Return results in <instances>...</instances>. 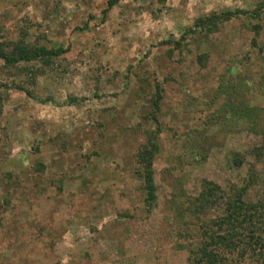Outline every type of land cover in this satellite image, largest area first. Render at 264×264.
Instances as JSON below:
<instances>
[{"label":"rangeland","instance_id":"rangeland-1","mask_svg":"<svg viewBox=\"0 0 264 264\" xmlns=\"http://www.w3.org/2000/svg\"><path fill=\"white\" fill-rule=\"evenodd\" d=\"M107 1L0 0L5 51L69 50L35 86L26 70L40 63L0 58V264H189L171 232L191 219L174 217L175 200L198 198L206 181L225 197L248 185V200L264 192L263 130L208 125L227 122L232 107L264 108V0H122L104 14ZM238 11L248 14L196 27ZM157 81L158 203L147 218L136 156L155 128L144 118ZM202 144L206 158H196Z\"/></svg>","mask_w":264,"mask_h":264},{"label":"trees","instance_id":"trees-1","mask_svg":"<svg viewBox=\"0 0 264 264\" xmlns=\"http://www.w3.org/2000/svg\"><path fill=\"white\" fill-rule=\"evenodd\" d=\"M122 0H108L107 8L104 14H107L112 8L117 6ZM246 11L227 12L224 15H212L209 17L199 18L196 27L202 31L217 27L223 21H229L232 18L241 15H247ZM221 20V22H220ZM258 31V28H255ZM259 34V33H257ZM180 47V46H179ZM10 53L0 47V58L11 68H17L23 64L40 63L42 68H29L27 72L31 85H36L35 81L40 74H45L46 69L55 67L57 59L68 53L67 48L48 49L46 47H31L23 42L11 43L8 45ZM23 69V68H22ZM24 70V69H23ZM14 88L24 92L28 97L36 99L33 92L22 85H14ZM156 91L152 95L151 109L144 119L155 124L153 130L146 132L147 143L138 151L136 156L137 173L144 181L145 198L143 200V211L148 218L154 211L158 203V189L156 185L154 162L160 152L159 137L163 132L159 114L165 98V91L161 82H156ZM80 99L70 97L67 101L68 105H79ZM231 117H227V122L223 119L214 118L210 120L208 125H227V128L238 129L243 125L249 131L259 133L262 129L264 132V108H247L234 109L232 107ZM264 137V133L261 134ZM195 143V141L193 140ZM189 148V145H188ZM193 153L195 152L194 150ZM189 153H192V152ZM207 148L204 144L199 146L197 156L206 158ZM192 153V154H193ZM241 161L238 162L240 164ZM38 170H45L41 163H37ZM250 185L239 189L234 187L232 194L227 195L222 188L214 185L212 182H205L203 190L199 193L198 198H192L185 201L175 200L171 204L174 210L175 218L191 219L184 222L183 232H171L172 237L179 234L186 242L179 243L181 249L189 252V264H238L247 257H254L255 262L264 264V192L256 201L248 200L247 190ZM178 198L184 195L178 192ZM225 194V195H224ZM247 197V198H246ZM220 208V213L216 218L210 221H203L201 215L205 214L208 209L215 211ZM186 211V214L183 212ZM180 212V214H178ZM197 218V219H196ZM173 221L172 218H167ZM194 219V220H193ZM197 225L195 222H200ZM184 235V236H182ZM196 240L198 241L194 244ZM194 242V243H193ZM232 256V259H230ZM242 259V260H241ZM246 261V260H245ZM126 261L121 264H129Z\"/></svg>","mask_w":264,"mask_h":264}]
</instances>
